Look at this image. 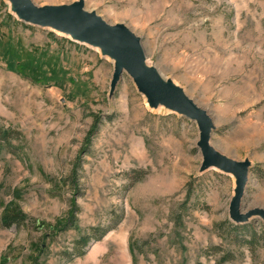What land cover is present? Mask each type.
Segmentation results:
<instances>
[{
  "label": "rangeland",
  "instance_id": "rangeland-1",
  "mask_svg": "<svg viewBox=\"0 0 264 264\" xmlns=\"http://www.w3.org/2000/svg\"><path fill=\"white\" fill-rule=\"evenodd\" d=\"M82 1L206 112L210 145L251 165L242 212L264 210V0ZM113 72L99 48L0 0V129L13 133L0 143V264H264V222L229 221L235 180L201 171L197 125L151 109L125 73L111 88ZM8 208L22 224L3 226Z\"/></svg>",
  "mask_w": 264,
  "mask_h": 264
},
{
  "label": "water",
  "instance_id": "water-1",
  "mask_svg": "<svg viewBox=\"0 0 264 264\" xmlns=\"http://www.w3.org/2000/svg\"><path fill=\"white\" fill-rule=\"evenodd\" d=\"M17 20L33 27L51 29L67 36L72 42L99 48L102 55L114 61L111 88L125 73L133 81L151 109L163 108L182 116L197 125L201 153V171L215 169L232 176L236 188L229 204V221L242 225L252 218L264 222V210H241V201L248 183L251 165L248 161L237 162L217 152L210 145L214 125L206 112L196 106L172 81L162 82L154 68L145 64L140 40L122 25L110 26L94 13L84 11L81 0L67 6L37 7L30 0H7Z\"/></svg>",
  "mask_w": 264,
  "mask_h": 264
},
{
  "label": "trees",
  "instance_id": "trees-1",
  "mask_svg": "<svg viewBox=\"0 0 264 264\" xmlns=\"http://www.w3.org/2000/svg\"><path fill=\"white\" fill-rule=\"evenodd\" d=\"M12 135H13V133L8 132V131H3L2 129H0V143L1 142L6 143V141L11 139ZM24 220H25V216L23 215V213L21 211H18L15 208H13V209L8 208V209H6L4 215L2 216L1 222H2L4 227L9 228L12 225L22 224ZM177 220H178V222L180 221L179 218ZM180 225H181V223L179 222L177 224V226H180ZM230 226L232 228H235L233 224H230ZM97 232L99 233L98 236L96 237L97 241L100 240L101 238H103L107 233L106 231L99 232V229L97 230ZM88 243H89V239H87V238H83L81 240V244H83V245L84 244L88 245ZM230 258H231V255L227 253L226 255H223V257H221L220 260L217 261V264H225L226 262H228L230 260Z\"/></svg>",
  "mask_w": 264,
  "mask_h": 264
},
{
  "label": "bare ground",
  "instance_id": "bare-ground-1",
  "mask_svg": "<svg viewBox=\"0 0 264 264\" xmlns=\"http://www.w3.org/2000/svg\"><path fill=\"white\" fill-rule=\"evenodd\" d=\"M82 1V0H81ZM78 2V1H77ZM75 3V2H74ZM82 3H83V1H82ZM84 11L85 12H87V13H94V12H88V11H86L85 9H84ZM95 14V13H94ZM96 15V14H95ZM96 16H98V15H96ZM116 25H118V24H116ZM114 26V25H113ZM137 37V36H136ZM138 38V37H137ZM158 71V70H157ZM158 73L160 74V76L162 77V82H164V83H166V82H169L170 80H168V79H165V77L164 76H162V74L158 71ZM172 84L173 85H175L173 82H172ZM181 89V88H180Z\"/></svg>",
  "mask_w": 264,
  "mask_h": 264
}]
</instances>
